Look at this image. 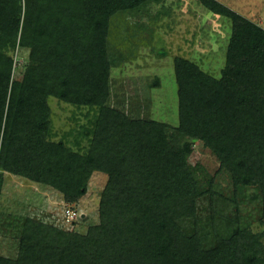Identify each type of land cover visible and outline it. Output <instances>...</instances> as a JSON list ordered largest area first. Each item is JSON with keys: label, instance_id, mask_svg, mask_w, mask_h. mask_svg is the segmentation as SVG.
<instances>
[{"label": "trees", "instance_id": "16d2710c", "mask_svg": "<svg viewBox=\"0 0 264 264\" xmlns=\"http://www.w3.org/2000/svg\"><path fill=\"white\" fill-rule=\"evenodd\" d=\"M24 1L23 7V0H0V47L8 42L14 47L20 33V46L32 56L23 78L11 81L13 59L0 53V132L4 126L6 137L0 165L40 183L47 173L44 183L67 203L85 196L92 172L103 171L109 181L101 209L104 217L119 210L121 222L106 221L116 237L115 251L106 257L99 250L90 262L62 249L64 232L57 240L43 220L17 218L11 225L21 235L19 257L0 256V264H264V29L216 0H202L233 19L230 66L218 82L189 63H177L179 125L171 127L105 107L112 19L151 0ZM53 98L73 109V129L58 141ZM177 137L202 140L236 190L254 188L262 232L239 223L220 227L213 220L208 233L195 228L202 239L175 225L181 212L195 214L201 195L197 177L186 167L191 144L172 145ZM72 139H87L92 150L76 151ZM130 157L138 166L135 176L128 171ZM2 185L0 175V195Z\"/></svg>", "mask_w": 264, "mask_h": 264}, {"label": "rangeland", "instance_id": "374dc122", "mask_svg": "<svg viewBox=\"0 0 264 264\" xmlns=\"http://www.w3.org/2000/svg\"><path fill=\"white\" fill-rule=\"evenodd\" d=\"M216 1L264 29V0ZM233 28L232 17L214 12L202 0H151L135 10L114 16L108 40V53L113 68L109 81L110 94L105 107L117 110L133 120L178 126L180 87L176 76L177 63H189L204 76L222 82L230 66ZM20 40L19 33L14 47L10 42L0 47V53L13 59L11 81L22 79L32 62L30 51L20 46ZM51 106L54 111V138L58 141L65 132L73 129V109L56 98L51 99ZM90 114L95 112L90 111ZM81 120V124H84L83 116ZM79 131L80 128L74 134ZM176 139L170 142L174 146L191 144L186 167L197 177L201 195L196 199L195 214L183 216L184 212H181L175 225L182 227L185 234L191 235L202 230L208 233L212 229L213 220L221 222L218 224L220 227L228 225L235 228L239 223L242 228L250 229L254 234L262 232L258 221L261 205L254 188L236 190L230 173L202 140L186 137ZM74 140L70 144L76 151L81 149L89 154L92 150L87 139L79 143ZM5 141L3 126L0 132V156ZM103 152L106 149L94 156L99 157ZM129 162L128 171L135 176L138 166L131 157ZM0 175L3 179L0 195V256L13 260L19 257L21 235L11 224L13 220L23 217L43 220L49 227L52 226L55 231L51 235L57 240L64 235L61 239L66 243L62 249L71 252L74 260L83 256L91 262L98 256L99 250L108 257L117 248L114 243L115 234L110 233L106 221L118 222L119 225V210L104 217L101 209L109 181L105 172H92L86 195L69 202L77 212L71 221L65 216L64 203L67 202L64 195L44 183L47 173L40 183L15 175L0 165ZM60 231L64 234L60 235ZM225 236L230 234L225 233ZM200 237L205 239L202 233ZM155 263L149 261V264ZM36 264H41V261Z\"/></svg>", "mask_w": 264, "mask_h": 264}, {"label": "built area", "instance_id": "2783aa9c", "mask_svg": "<svg viewBox=\"0 0 264 264\" xmlns=\"http://www.w3.org/2000/svg\"><path fill=\"white\" fill-rule=\"evenodd\" d=\"M64 204H65L64 212L67 219L70 221L75 219V217L77 216V212L75 211V209L71 206L70 203H64Z\"/></svg>", "mask_w": 264, "mask_h": 264}]
</instances>
